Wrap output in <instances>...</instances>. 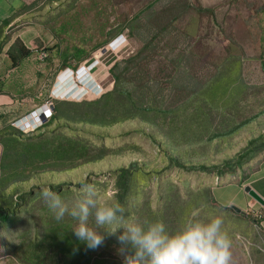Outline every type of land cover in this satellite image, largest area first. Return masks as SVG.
Here are the masks:
<instances>
[{
    "label": "rangeland",
    "instance_id": "374dc122",
    "mask_svg": "<svg viewBox=\"0 0 264 264\" xmlns=\"http://www.w3.org/2000/svg\"><path fill=\"white\" fill-rule=\"evenodd\" d=\"M7 1L0 0V11L8 9ZM11 1L14 6L18 5V0ZM53 1L31 0L25 7H37L18 22L20 26H27L43 19L58 37V57L64 58V64L56 66L49 87L45 86V99L51 96L69 115L79 116L81 110L91 109L79 104L95 100L114 88L113 73H116L135 107L130 105L128 114L113 123L108 122L111 118L107 116L102 125L85 121L67 124L62 119L45 126V134L50 130L73 134L106 148L105 154L90 162L78 160L75 168L64 172L34 177L22 183L21 193L31 189L42 191L49 184L62 183L61 189L70 188L75 194L62 198L71 207L76 202V194H80V183L88 179L96 183L93 186L97 202L101 206L111 204L115 190L113 171L135 163L140 168L132 177L140 191L135 197L157 209L164 206L162 195L168 184L176 186L171 192L172 199H175V191L178 197L187 198L188 190L245 181L252 174L264 152L245 162L233 175L218 176L215 171H224L223 162L233 159L250 138L264 131V0ZM240 21L247 24L251 21L252 27L244 31L237 26ZM119 34L124 37L114 41ZM76 46L87 54L79 62L72 55ZM47 56L44 50L38 52L40 61ZM114 63L116 66L111 69ZM67 67L73 72L70 71L61 88L53 92L59 75L68 74ZM217 74L223 83L227 76H233L232 86L241 89L239 96L229 106L224 100L211 101L214 110L209 115L193 117L195 109L191 103L184 106L186 101L192 91L202 89ZM202 105L208 109L209 104ZM153 106L158 108L157 112L137 110ZM192 128H197L199 134ZM195 134L197 138L193 142L186 139ZM173 156L179 161L218 168L209 173L185 171L170 165L169 157ZM148 171L150 177L143 182L141 178ZM153 171L159 172L154 175ZM102 188L104 193L100 192ZM37 201V205L29 200L24 207L19 206L11 221L0 224V264H33L36 255L40 254V258L45 253L33 251L32 242L40 237L36 234L40 232L39 226L42 223L48 226L51 214L41 196ZM42 205H45L43 209ZM201 209L195 214L199 220L223 218L231 239V264H248L249 258L262 260L254 247H245L238 238L245 236L255 245L260 241L245 217L218 206ZM76 222L73 221V228ZM89 226L96 227L92 218H89ZM44 245L48 249L55 247L50 238ZM110 247L103 252L108 250L107 260H115L121 248ZM46 254V260L40 264H74L62 254L49 250Z\"/></svg>",
    "mask_w": 264,
    "mask_h": 264
},
{
    "label": "trees",
    "instance_id": "16d2710c",
    "mask_svg": "<svg viewBox=\"0 0 264 264\" xmlns=\"http://www.w3.org/2000/svg\"><path fill=\"white\" fill-rule=\"evenodd\" d=\"M6 21H4V24ZM29 52V49H27L20 39H15L7 50L12 66H16ZM72 55L79 62L81 59L86 58L87 54L82 48L76 46ZM262 63L264 67V60H262ZM115 66L116 63L113 64L111 69ZM227 77L226 79L224 78L226 81L223 83L221 82V76L217 74L209 79L206 83L207 85L205 84L202 89L192 91L189 100L186 101L184 106L192 104L193 109H195L193 111L194 114L192 113L193 117L200 114L209 115L214 110L212 105L220 100H224V104L228 106L234 102L235 97L239 96L241 89L235 87L236 85L232 86L233 76L229 75ZM113 78L114 88L111 91L103 93L95 100L84 101L79 104L91 108L87 112L81 110L79 116H76V113L69 115L68 110L65 108L61 109L63 105L56 104L54 100V109L51 117L38 130L23 133L12 126L0 130V224L11 221L13 219L12 214L15 216L17 211H19V206L24 207L29 200H34L35 205L39 203L38 201L36 202V198L41 196V191L35 192L31 189L21 193L22 183L24 184L34 177H39L41 174L64 172L75 168L78 160L90 162L104 156L106 149L104 147H97L73 134L56 133L54 130H50L45 134L43 128L55 120L62 119L67 124L85 121L94 125H98L99 122V125H102L106 122L107 116H110L111 119L108 122L111 123L125 117L128 114L129 106L135 107V104L130 101L129 93L123 88L120 75L113 73ZM211 101H214V103H211ZM204 103L209 104L208 109L203 107L202 104ZM157 109L154 106L147 107L146 109L137 108L140 112L153 110L157 112ZM192 129L199 134L196 130L197 128ZM197 134L188 135L186 139L189 142H193V139L197 138ZM168 135L171 136L172 132H169ZM261 152H264V131L258 136L250 138L245 148L233 159L224 161L222 164L225 166L224 171H215V173L218 176H224V174L233 175L238 169L243 167L245 162L251 160ZM169 160L170 165L177 166L185 171L209 173L214 171L213 168H218V166H208L202 163L194 164L179 161L175 156L169 157ZM135 170H140V168L135 163H130L128 166H122L112 173L115 190L110 199L113 202L119 201V203L129 209V219L132 217L140 220L147 218L152 221L159 219L165 223L169 231L175 232L186 221L193 218L198 219V215L195 216V214H198L202 210L201 208H205V206H207L208 210L218 206L221 209L232 211L231 208L222 207L216 203L212 196L211 188L208 186L195 191L188 190L186 193L187 198L178 197L177 191H175V199H172L171 192L176 190V186L173 184H168L166 192L162 195L164 206L152 209L148 205H144L140 197H135L140 194L137 184L132 178ZM158 172L153 171V174L157 175ZM150 174V171L144 172L143 178H141L142 181L145 182L150 177ZM83 182H88L92 185L95 183L90 182L88 179ZM157 183L159 182L157 181ZM61 186L62 183L49 184L48 189L59 194L61 198L66 197L68 194L73 197L75 196L70 188L61 189ZM100 192L104 193L103 188ZM131 197H134V199L130 201ZM80 198L81 195L76 194L75 201ZM97 203L100 205L99 202ZM44 207L45 205H42L41 209ZM49 211L51 214L50 219L46 218L48 226L42 223L39 226L40 232L36 233L40 236L39 239L32 242L33 251H44L45 253L41 254L40 258H38L40 254L36 255L37 260L33 264H40L42 261H45L47 250L52 251L53 254H62L66 260L74 264H123L124 252L127 250L117 240V236L123 232V229L117 230L116 235L102 233L104 243L99 247V251L97 249H89L86 243L80 241L73 232L74 218L66 214L62 220L58 221L55 219L54 213L50 209ZM237 215L242 216L240 214ZM90 218L94 220V217ZM101 229L102 232L107 231L106 228ZM48 238L51 240V245H55L54 248H45L44 242ZM110 246H119L121 248L119 252H116L117 259L115 260L112 258L107 260V256H105L109 255L108 250L111 248ZM106 249L108 250L103 252Z\"/></svg>",
    "mask_w": 264,
    "mask_h": 264
},
{
    "label": "clouds",
    "instance_id": "9594fccd",
    "mask_svg": "<svg viewBox=\"0 0 264 264\" xmlns=\"http://www.w3.org/2000/svg\"><path fill=\"white\" fill-rule=\"evenodd\" d=\"M40 195L56 220L67 214L77 221L73 232L89 249H97L104 243L102 233L116 235L123 228L117 236L127 250L123 264H231V239L220 216L206 221L193 218L171 232L159 219H129V209L119 201L99 205L96 189L88 182L81 183V198L71 208L48 188ZM90 217H94L95 228L89 226ZM101 228L107 231H98Z\"/></svg>",
    "mask_w": 264,
    "mask_h": 264
},
{
    "label": "crops",
    "instance_id": "0c3cea01",
    "mask_svg": "<svg viewBox=\"0 0 264 264\" xmlns=\"http://www.w3.org/2000/svg\"><path fill=\"white\" fill-rule=\"evenodd\" d=\"M30 1L18 0V5L14 6L13 2L8 0V9L0 11V130L12 126V121L43 103L47 97L45 86L48 84L49 87L57 68L60 64H64V58L58 57L60 52L58 37L49 30L50 25L44 24L45 20H36L30 22L27 26L19 25V19L34 11L37 7L33 5L26 8L25 5L29 4ZM4 21H6L5 24ZM237 26L242 30L244 28V31H246L248 27H252V23L251 21L248 24L245 21H242V23L240 21ZM15 39H20L30 52L16 66H12L7 50ZM41 50H44L48 56L40 61L38 52ZM56 66L58 67L56 68ZM70 71L73 72L69 69L66 76L64 72L59 75L55 81L56 84L52 88L53 92L55 89L61 88L67 76L71 75ZM245 185H249L264 200V156L244 182L239 180L229 181L219 186H212L211 193L218 205L229 208L234 206L244 211L241 214L231 208L233 213L241 214L243 217L246 216L248 223L253 225L251 230L258 235L260 241L255 245L251 244L245 236L238 238L243 240V244L246 242L245 247L247 245L254 247L252 249L257 250L262 259L252 261L249 258L246 262L248 264H263L264 204L258 203L249 196L243 189ZM249 208L263 211L259 229L254 226L252 215L248 213Z\"/></svg>",
    "mask_w": 264,
    "mask_h": 264
},
{
    "label": "built area",
    "instance_id": "2783aa9c",
    "mask_svg": "<svg viewBox=\"0 0 264 264\" xmlns=\"http://www.w3.org/2000/svg\"><path fill=\"white\" fill-rule=\"evenodd\" d=\"M121 37L123 38L124 35L119 34L118 37L116 38L118 39ZM263 60H264V56H263ZM53 109H54V100L53 97L50 96L47 99H45L43 103L34 107L31 111L25 113L24 115L12 121V126L23 133L34 132L38 130L44 123H46L48 118L51 117ZM217 182L218 179L216 178V183ZM248 213H251L252 219L254 221V226L257 229H259V223L263 216V211L253 210L249 208ZM244 244H246V242H244Z\"/></svg>",
    "mask_w": 264,
    "mask_h": 264
},
{
    "label": "water",
    "instance_id": "95a60500",
    "mask_svg": "<svg viewBox=\"0 0 264 264\" xmlns=\"http://www.w3.org/2000/svg\"><path fill=\"white\" fill-rule=\"evenodd\" d=\"M101 50H104V48H102ZM244 191L249 195L251 196L255 201H257L258 203L260 204H264V200L262 199V197H260L249 185H245L243 187ZM231 208H233L236 212L238 213H241L243 214L244 211L234 207V206H231Z\"/></svg>",
    "mask_w": 264,
    "mask_h": 264
}]
</instances>
